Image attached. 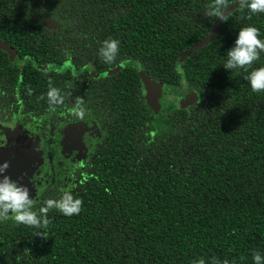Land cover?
Returning <instances> with one entry per match:
<instances>
[{"label": "trees", "instance_id": "16d2710c", "mask_svg": "<svg viewBox=\"0 0 264 264\" xmlns=\"http://www.w3.org/2000/svg\"><path fill=\"white\" fill-rule=\"evenodd\" d=\"M236 1L225 0V9ZM213 4L0 0V40L18 52L52 57L46 64L67 61L68 73L86 62L115 67L110 73L120 81L112 89L130 103L117 124L130 137L129 155L104 175L99 171L105 187L86 174L73 193L81 200L79 214L49 209V223L40 228L17 224L11 215L0 220V264H209L212 257L251 264L253 252L264 255V91L253 92L246 78L264 67V53L246 71L222 67L240 28L254 26L264 39V12L239 5L218 35L184 60L210 33ZM44 18L60 28L47 29ZM46 31L52 33H31ZM109 38L119 42L118 54L105 64L98 49ZM7 56L0 50V80L9 77ZM130 59L142 63L150 80L174 85L179 94L191 89L197 101L168 102L154 114L136 69L116 68ZM58 198H41L33 210L39 214L45 200Z\"/></svg>", "mask_w": 264, "mask_h": 264}, {"label": "flooded vegetation", "instance_id": "af4514ba", "mask_svg": "<svg viewBox=\"0 0 264 264\" xmlns=\"http://www.w3.org/2000/svg\"><path fill=\"white\" fill-rule=\"evenodd\" d=\"M16 51H4L8 54L4 59H9L10 64L9 77L0 80V144L3 145L0 148L10 145L24 152L22 167L18 168L21 174L14 181L28 188L32 206L41 198H60L64 192L73 195L74 189L84 184L86 174L93 173L97 187H105L99 171L104 175L115 163L124 161L125 155L128 158L130 146V137L117 128L119 119L128 113L130 103L128 95L122 96L112 89L116 81H120L110 73L115 67L106 70L101 64L86 62L72 64L68 73L64 72L67 61L51 65L44 63L48 57L45 54ZM59 58L66 59L63 55ZM130 61L139 63L144 69L142 63L134 59L123 61L116 68ZM132 67L137 71L136 66ZM156 83L168 85L172 91L162 93L163 102L155 112L148 104L145 88V100L154 114L161 112L168 102L181 105L190 93L188 88L179 94L174 85ZM49 84L58 87L65 96L55 111L50 110L46 102ZM77 96L83 99L87 110L84 118L75 115ZM113 126L117 130H113Z\"/></svg>", "mask_w": 264, "mask_h": 264}, {"label": "clouds", "instance_id": "9594fccd", "mask_svg": "<svg viewBox=\"0 0 264 264\" xmlns=\"http://www.w3.org/2000/svg\"><path fill=\"white\" fill-rule=\"evenodd\" d=\"M240 6L246 7L251 13L264 12V0H239ZM213 8L217 13V18L223 20L225 0H214ZM118 41L116 39H106L101 42L98 55L105 64H111L118 54ZM264 53V39L259 38V30L254 26L242 27L236 32L235 39L230 48L225 51L223 68L230 70H247V68L257 61ZM247 81L253 92L264 91V67L257 68L247 74ZM31 95V90L28 92ZM46 102L49 109L55 111L56 106L61 105L65 96L58 87L48 85L45 93ZM75 115L84 118L87 110L83 106V99L79 96L75 98ZM0 147H3L0 144ZM8 162L0 163V220H7L11 215L12 220L17 224L40 228L46 226L49 221L45 215L49 209L55 208L64 216L79 214L81 210V200L74 198L70 192H64L60 198L44 201L39 208V214L33 210L32 201L29 198V190L26 186L17 181L11 180L5 174ZM37 235H41L37 233ZM194 264H205L204 259L194 261ZM209 264H227V261L217 260L212 257ZM251 264H264V255L255 251L251 255Z\"/></svg>", "mask_w": 264, "mask_h": 264}, {"label": "water", "instance_id": "95a60500", "mask_svg": "<svg viewBox=\"0 0 264 264\" xmlns=\"http://www.w3.org/2000/svg\"><path fill=\"white\" fill-rule=\"evenodd\" d=\"M240 5L239 0L230 4L223 12H224V18L221 20L220 18H216L210 33L205 36L203 39L192 45V47L183 54L182 58L186 60L191 54H193L195 51L202 49L203 47L207 46L219 33L220 28L222 26V23L226 16H228L235 8H237ZM43 24L48 29H59L60 24L55 21L54 19L46 18L43 20ZM0 49L11 53L12 49L3 43L0 40ZM125 66H136L138 74L140 79L143 81L146 91H147V101L149 106L155 111L158 112L160 109V104L163 102L162 100V93H170L172 91V87L165 85V84H159L155 81H152L147 78L145 75L143 67L135 62L130 61L127 63L122 64L119 66V68L125 67ZM189 95L186 97V103L183 101L181 103L182 107H187L188 105H191L197 101V96L195 93L189 89ZM24 159V152L17 148H12L10 145L7 146V148H0V163H3L4 161L8 162V168L5 171V174L9 176L11 180H14L17 178L18 175L21 174V169L18 171L19 167H22Z\"/></svg>", "mask_w": 264, "mask_h": 264}]
</instances>
